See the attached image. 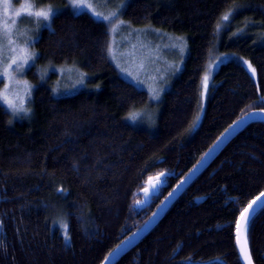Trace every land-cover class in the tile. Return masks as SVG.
Here are the masks:
<instances>
[{
    "label": "trees",
    "instance_id": "16d2710c",
    "mask_svg": "<svg viewBox=\"0 0 264 264\" xmlns=\"http://www.w3.org/2000/svg\"><path fill=\"white\" fill-rule=\"evenodd\" d=\"M122 4L121 17L133 28L162 31L187 45L182 70L162 96L156 129L134 128L127 120L148 97L111 63L107 25L86 13L53 16L37 34L36 61L27 71L35 85L30 117L12 119L0 105V264H102L230 125L264 111V0ZM219 61L202 120L193 128L203 76ZM47 66L76 67L86 74L85 87L53 96L33 75ZM161 174L171 176L141 209L147 180ZM261 192L264 122H256L115 264H241L236 221ZM247 243L253 264H264V206L248 224Z\"/></svg>",
    "mask_w": 264,
    "mask_h": 264
},
{
    "label": "rangeland",
    "instance_id": "374dc122",
    "mask_svg": "<svg viewBox=\"0 0 264 264\" xmlns=\"http://www.w3.org/2000/svg\"><path fill=\"white\" fill-rule=\"evenodd\" d=\"M125 1L88 0V3L91 5V10L74 9L71 6L70 0H65L63 6L50 7L53 9V16L63 11H71L75 14L86 13L95 20L107 25L110 38L108 57L111 63L123 80L145 92L148 97L147 105L142 109L130 113L127 120L134 128L152 132L156 129L162 96L170 89L171 83L182 70L187 57V45L185 40L168 33L150 28L136 29L130 26L122 19L120 14L123 7L122 3ZM24 2L25 0H10L7 17H5L3 5L0 4V33L3 32L5 24L12 27L13 31L19 30L20 32L27 33L32 41L29 50L37 57V53L33 47L37 34L42 28H49L52 18L50 21L42 22L41 26L37 27L35 18H29L26 13L21 11V5ZM31 2L39 4L34 1ZM43 7L47 8L49 6L43 5ZM16 11H21L20 17L15 16ZM94 12L100 13V16L93 15ZM113 12L116 13V16L112 18L111 23L103 19L106 15L111 16ZM13 21H15L14 25ZM23 39L24 37H20V40ZM35 61L36 59L30 61L29 65L21 70V73H14L20 79L18 85L9 84L7 80L0 82V92H5L13 100L19 96L24 107L29 110L27 114L21 112L14 116L11 109L0 101V105L10 113L12 119L21 121L30 117L31 109L29 102L33 97L35 85L31 83L30 78L27 76V71L34 66ZM222 62L224 61L209 64L203 76L200 109L193 123V128H196L202 120L209 85H211L212 77ZM50 74L55 75V77L50 78ZM33 75L39 84H49L52 95L55 97L72 94L84 88L86 83V74L80 72L73 66L36 67ZM251 75L253 76L252 73ZM205 76L208 77L206 89L204 87ZM81 78L83 79V83L80 82ZM25 84L30 88V91L26 90L24 87ZM132 117L135 118L133 119ZM62 235L67 242L68 239L66 238L65 229L62 231Z\"/></svg>",
    "mask_w": 264,
    "mask_h": 264
},
{
    "label": "snow or ice",
    "instance_id": "6c2138e0",
    "mask_svg": "<svg viewBox=\"0 0 264 264\" xmlns=\"http://www.w3.org/2000/svg\"><path fill=\"white\" fill-rule=\"evenodd\" d=\"M70 3L74 9L91 10V5L88 3V0H70ZM0 4L3 5L4 14L5 17H7L10 8V0H0ZM21 11L26 13L27 17L35 18L37 27H40L42 22L50 21L52 16L54 15L53 9L50 6L45 8L40 4L32 3L31 0H25V2L21 5ZM21 11H16L15 16L20 17ZM93 15L99 17L100 13L94 12ZM115 16L116 13L113 12L111 16L106 15L103 17V19L111 23L112 18ZM223 19L227 20L228 14H225ZM14 24L15 21H13V25ZM20 37H24V39L20 40ZM31 43V37H29L27 33L20 32L19 30L13 31L12 27H9L7 24H5L3 32L0 33V82L7 80L9 84L18 85L20 83L19 76L14 75V73H21V70L29 65L30 61L36 59L35 55L29 50ZM249 68H251V65H249ZM252 72L253 75H255L254 69H252ZM207 81L208 77L205 76V89L207 88ZM80 82L83 83L82 78ZM24 87L27 91H30V88L26 84L24 85ZM0 101L5 103L7 107L11 109L14 116L18 115L21 112L27 114V112L29 111L24 107L23 102L19 99V96H17V98L13 100L5 92H0ZM132 118L134 119L135 117ZM262 197H264V192H261L258 196H256L254 200L249 202L247 207H245L240 212L239 219L236 221V243L239 246L241 256L246 261V264H252L251 256L247 247L246 236L250 209H253V206L257 203V201H261ZM111 255L112 253H109V256Z\"/></svg>",
    "mask_w": 264,
    "mask_h": 264
},
{
    "label": "water",
    "instance_id": "95a60500",
    "mask_svg": "<svg viewBox=\"0 0 264 264\" xmlns=\"http://www.w3.org/2000/svg\"><path fill=\"white\" fill-rule=\"evenodd\" d=\"M256 122H264V111H252L238 119L232 125H230V127H228L214 142V144L203 154L197 164L176 184V186L162 200V202L156 207V209L147 218V220L138 229H136L129 236L124 238L111 252L112 255H108L102 264H115L119 259L126 255L130 250H132L161 221V219L168 211V209L172 206V204L185 191V189L199 176V174H201L205 170V168L210 165V163L217 157L221 150L239 132L245 129L248 125ZM170 176L171 175L169 174H161L147 180L145 184V189L142 192L141 209L146 208L149 205L150 199L157 194L160 188L163 187L161 180ZM263 206L264 197L261 198V201H257V203L253 206V209H250L249 222ZM235 245L238 251L241 264H246V261L241 256L239 246L236 243V227Z\"/></svg>",
    "mask_w": 264,
    "mask_h": 264
}]
</instances>
